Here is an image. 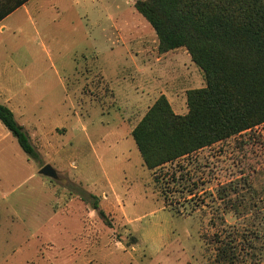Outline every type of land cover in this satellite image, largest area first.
<instances>
[{
	"label": "rangeland",
	"instance_id": "374dc122",
	"mask_svg": "<svg viewBox=\"0 0 264 264\" xmlns=\"http://www.w3.org/2000/svg\"><path fill=\"white\" fill-rule=\"evenodd\" d=\"M132 1L30 0L0 22V103L40 154L29 158L0 121V264H219V240L239 244L246 228L261 237L239 264H264V216L237 220L218 199L243 175L264 198V124L262 142L243 136L166 166L167 184L144 166L133 128L161 95L187 114V91L206 82L183 49L156 61ZM121 13L130 25L119 34ZM46 165L57 180L40 175Z\"/></svg>",
	"mask_w": 264,
	"mask_h": 264
},
{
	"label": "trees",
	"instance_id": "16d2710c",
	"mask_svg": "<svg viewBox=\"0 0 264 264\" xmlns=\"http://www.w3.org/2000/svg\"><path fill=\"white\" fill-rule=\"evenodd\" d=\"M29 1L0 0V22ZM134 7L154 30L158 52L185 50L206 82L204 88L187 91V114H176L161 95L133 129L131 136L155 183L167 184L166 166L217 144L243 136L262 142L257 130L264 124V0H136ZM0 121L29 158H40L25 127L1 103ZM88 195L94 200L92 210L112 226L96 196ZM218 199L223 212L236 219L264 216L258 204L264 200L249 176L219 187ZM241 235L239 244L230 234L219 240V264H239L241 253L255 249L253 238L261 237L251 228Z\"/></svg>",
	"mask_w": 264,
	"mask_h": 264
},
{
	"label": "crops",
	"instance_id": "0c3cea01",
	"mask_svg": "<svg viewBox=\"0 0 264 264\" xmlns=\"http://www.w3.org/2000/svg\"><path fill=\"white\" fill-rule=\"evenodd\" d=\"M131 1V0H130ZM134 2L135 1H132L131 3H132V5H133V8H135L134 7ZM27 4V3H26ZM25 4V5H26ZM25 5H23L22 7H24ZM21 8V7H20ZM136 10V9H135ZM111 18V20L112 21H115V19L114 18H112V17H110ZM126 19H127V17L125 16V14H123V13H121L120 14V16H119V20H118V23H116L114 26H112V28L111 29H113L114 31H116L117 33H121L122 31H123V28L124 27H127L128 25H130V23H128V22H126ZM5 20V19H4ZM3 20V21H4ZM121 20V21H120ZM2 21V22H3ZM141 25V26H140ZM142 29H141V28ZM131 30H133V32H135V34L136 35H139V43H140V45H142L143 47H142V49H143V51H146L147 50V47H148V45H147V40H148V38H149V36H147L149 33H147V28L145 27V25L143 24V23H136V24H134L132 27H131ZM104 33H106L107 31H103ZM140 32V33H139ZM142 34H145V36L144 35H142ZM150 35H151V38H153V36L152 35H154L156 38H157V36H156V34H154V33H150ZM118 40H120V39H118ZM155 43H156V48H158V39L155 41ZM155 50V49H154ZM171 52H173V51H171ZM144 53V52H143ZM155 53H156V50H155ZM170 53V52H169ZM169 53H165V54H160V53H157V59H156V61L157 62H159V63H161L162 62V59H163V57H166ZM187 53V52H186ZM189 55V54H188ZM140 71H142V70H140ZM143 72V71H142ZM5 105H9V104H7V103H5ZM140 122V121H139ZM135 128V127H134ZM133 128V129H134ZM133 131V130H132ZM261 200H264V198H262ZM262 212L264 213V206L262 207ZM238 220V219H237Z\"/></svg>",
	"mask_w": 264,
	"mask_h": 264
},
{
	"label": "water",
	"instance_id": "95a60500",
	"mask_svg": "<svg viewBox=\"0 0 264 264\" xmlns=\"http://www.w3.org/2000/svg\"><path fill=\"white\" fill-rule=\"evenodd\" d=\"M40 175L57 180L58 174L57 171L51 166V165H46L44 166L40 171Z\"/></svg>",
	"mask_w": 264,
	"mask_h": 264
},
{
	"label": "built area",
	"instance_id": "2783aa9c",
	"mask_svg": "<svg viewBox=\"0 0 264 264\" xmlns=\"http://www.w3.org/2000/svg\"><path fill=\"white\" fill-rule=\"evenodd\" d=\"M136 1V0H135Z\"/></svg>",
	"mask_w": 264,
	"mask_h": 264
}]
</instances>
